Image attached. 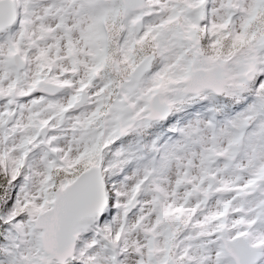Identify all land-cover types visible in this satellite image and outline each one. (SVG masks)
Masks as SVG:
<instances>
[{
    "label": "snow or ice",
    "instance_id": "1",
    "mask_svg": "<svg viewBox=\"0 0 264 264\" xmlns=\"http://www.w3.org/2000/svg\"><path fill=\"white\" fill-rule=\"evenodd\" d=\"M0 264H264V0H0Z\"/></svg>",
    "mask_w": 264,
    "mask_h": 264
}]
</instances>
